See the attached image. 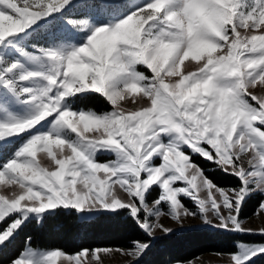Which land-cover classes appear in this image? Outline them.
Segmentation results:
<instances>
[{
	"label": "snow or ice",
	"instance_id": "obj_1",
	"mask_svg": "<svg viewBox=\"0 0 264 264\" xmlns=\"http://www.w3.org/2000/svg\"><path fill=\"white\" fill-rule=\"evenodd\" d=\"M258 87L264 0H0V255L56 209L127 211L148 237L69 252L28 234L4 264H139L157 229L173 231L165 216L264 237L241 218L264 193ZM94 94L109 107L87 105ZM213 254L255 264L264 241Z\"/></svg>",
	"mask_w": 264,
	"mask_h": 264
},
{
	"label": "trees",
	"instance_id": "obj_2",
	"mask_svg": "<svg viewBox=\"0 0 264 264\" xmlns=\"http://www.w3.org/2000/svg\"><path fill=\"white\" fill-rule=\"evenodd\" d=\"M88 102L100 108L109 107L103 97L91 95ZM202 165L208 167L205 161ZM215 180L222 186H237L238 181L234 176L223 172L215 173ZM262 194L252 195L245 204L243 215L251 214L259 202ZM54 214L48 216L42 228L29 225L20 232L10 250L0 255V264L9 255L16 258L25 246V237L33 235V245L48 248L61 247L72 252L82 247H95L107 245H119L127 247L129 241L140 237L147 240L148 237L138 227L133 225L127 211L102 212L91 218H80L75 210L56 209ZM263 238L252 235H240L218 229L192 228L176 231L160 236L154 240L149 250L140 259L139 264H173L177 260H187L208 252L228 253L234 249L237 240L262 241ZM255 264H264V256L255 259Z\"/></svg>",
	"mask_w": 264,
	"mask_h": 264
},
{
	"label": "rangeland",
	"instance_id": "obj_3",
	"mask_svg": "<svg viewBox=\"0 0 264 264\" xmlns=\"http://www.w3.org/2000/svg\"><path fill=\"white\" fill-rule=\"evenodd\" d=\"M255 91L261 92V91H264V89H261L258 87ZM84 102L87 104V102H88L87 97L85 98ZM87 105L94 106L96 109H106L107 108V107L100 108V107H98L92 103H89ZM105 158H110V157H105ZM196 159H197L198 163H200L202 165V162L204 160L202 158H199V157H197ZM208 167H211V165H209ZM220 186H222V185H220ZM222 187H235V186H222ZM254 194H262V200H264V193L256 192ZM156 195H158V190L153 192V196H156ZM244 207H245V205H244ZM244 207H243V209H244ZM256 208H255V210H256ZM255 210L249 215L248 214L243 215V213H241V218H246V222L244 225L245 227L258 229L261 226H264V213L260 214L259 216H255V215H253ZM51 211H54V210H51ZM102 212H111V211L101 210L99 212H94V213H90V214L83 215V216L78 213V216L80 218H91V217H95V216L99 215ZM161 223L165 227L171 228L173 230L171 233L176 232V231L186 230V229H192V228L218 229V228L213 227L211 225L204 224L199 217H190V216L183 219L182 225L180 223H177L175 220H173L167 216L161 218ZM218 230H222V229H218ZM168 234H170V233H168ZM163 235H166V234L162 230L157 229L155 231V239L160 237V236H163ZM256 237L263 238L262 241H264V237L259 236V235H256ZM154 240H152L151 245L154 242ZM241 241H243V240H241ZM255 242H259V241H255ZM33 246H35V245H33ZM40 247L41 248H47V249H55V248H48V247H43V246H40ZM213 253H216V252H208V253L200 255L202 264H229V258L227 256H223V257L216 256ZM16 258H19V256H17ZM103 259L105 260V264H123V262L129 258L123 257L117 253L111 257L105 256V257H103ZM254 259H256V258H254ZM58 264H59V261H58ZM173 264H175V263H173Z\"/></svg>",
	"mask_w": 264,
	"mask_h": 264
}]
</instances>
